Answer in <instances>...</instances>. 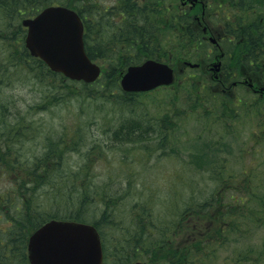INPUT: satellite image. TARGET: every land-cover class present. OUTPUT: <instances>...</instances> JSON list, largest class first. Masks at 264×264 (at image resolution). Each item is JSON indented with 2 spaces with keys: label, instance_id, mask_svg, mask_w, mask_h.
<instances>
[{
  "label": "rangeland",
  "instance_id": "374dc122",
  "mask_svg": "<svg viewBox=\"0 0 264 264\" xmlns=\"http://www.w3.org/2000/svg\"><path fill=\"white\" fill-rule=\"evenodd\" d=\"M229 1L227 15L231 22L233 16H236L234 26L237 28L236 32H240L235 42L239 38L241 45L246 44V49H252L246 35L252 29L249 38L252 35L257 40L261 36L258 44L264 47V0ZM130 2L139 4L136 20L125 17L128 16V12H125L127 9L121 7L123 4L126 7L125 0H52L45 4L61 3L82 9L89 22L91 21L92 34L112 35L117 31L121 32L125 27L117 29V25L124 22L142 25L139 20L144 19L143 17L150 26L151 22H160L154 33L158 44L164 49L160 52L161 55L154 58L173 67L176 79L171 86L160 87L145 94L138 93L129 102V106L124 100L119 99L118 102L110 91L106 96L98 98L94 94L80 91L78 86L69 91V97L68 94L63 96V92L46 85L41 86L33 80L27 81V74L14 71L11 60L19 46L15 36L10 39L0 32V101L8 103L7 109L0 108V122L3 123H0V130L8 132L12 124L22 122L24 128L19 136L20 142L12 141V146L9 147L20 155L21 159L18 161L23 163L20 164L21 171H27L25 166L30 162L25 160L42 149L40 145H43L47 136L55 138L62 128L70 129L77 124V139L73 150L64 156L63 165L70 167L78 164L83 159L84 152L94 146L93 154L91 153L96 174L92 180L93 186L102 184L99 182H107L114 192L118 184L122 183L125 187L120 196L122 203L117 196H114L116 199L113 196L110 199L111 204L116 206L117 218L120 220L113 222L114 227L123 232L126 228L136 226L133 219L135 214L145 213V217L148 216L143 208L145 203L151 207L148 210L153 212L152 215L157 217L156 222L164 225L167 221L176 219L177 208L180 210L183 205H196L212 195L216 198L225 196L221 184L229 182L224 179L227 175L230 176V181L237 182L238 187L249 185V190L237 192V195L244 197L242 201L234 202L228 197L235 194L234 191L227 194V199L232 202L233 212L230 216L236 222L235 230L225 242L217 243L216 246L210 244L209 248L195 252L191 257L192 262L188 264H264V94H253L245 83L231 85L237 79H249L255 86L264 85V50L254 55L256 63L253 70H247L244 66L245 60L249 61L253 57L250 54L243 60H224L223 69L217 73V78L212 79L209 65L215 60L218 49L213 48L214 45L210 43V52L192 49L198 42V36L202 37V34H190L177 17L173 18L174 14H180V0H160L159 5L152 3V0ZM114 4L122 5L113 6ZM107 5L113 6V12L103 11ZM83 6H91L92 12H87ZM119 7L122 11L125 10L122 15ZM214 7L217 8L215 4L212 8ZM4 17L5 15H0V25L3 24ZM99 17L103 18L100 23L102 26L99 32L94 33L98 29L96 18ZM193 25L195 26V21ZM211 25L217 29V23L212 21ZM146 27L149 29L148 25ZM181 39L184 46L180 44ZM237 52L236 49L235 54ZM96 62L108 71L105 60L97 58ZM186 62L200 65L192 68ZM2 66H5L4 71ZM227 71L229 78L224 77L227 76ZM187 74H193V77H188ZM193 80L195 85H191ZM46 92L47 97L49 93L59 95L46 101L42 95ZM222 100L226 105L221 103ZM222 108L224 112L221 115L219 110ZM229 112L232 117L227 115ZM131 117L141 118L146 125L152 123L154 128L129 141L128 137L119 135L118 128H125L122 123L124 120H131ZM0 172V195L1 192L10 191L9 201L3 207L6 216L0 217V229L3 230L0 231V245L6 248V253L9 248L15 251L14 245H17V237L23 229L21 232L22 226L12 223V217H16L13 213L16 179L12 174L16 170L13 171L7 165V169ZM124 177L133 178V182L127 183L128 179ZM245 180L248 181L247 184L243 183ZM49 184L50 182L44 183L36 191L38 195L45 190L44 196L37 197L33 203L39 204L40 210L47 209L54 199L51 197L53 193H48L51 192ZM220 203L222 204L219 201L211 202L208 211H217ZM119 209L121 213L117 212ZM21 214L27 217V210ZM169 224L167 228L173 223ZM157 235V232L144 235L143 246H150ZM117 255L122 256L118 250ZM137 258L149 260L155 257L146 254ZM164 260L168 258L161 256L158 264H164ZM8 261L9 264H18L15 258ZM108 264H112L110 260Z\"/></svg>",
  "mask_w": 264,
  "mask_h": 264
},
{
  "label": "trees",
  "instance_id": "16d2710c",
  "mask_svg": "<svg viewBox=\"0 0 264 264\" xmlns=\"http://www.w3.org/2000/svg\"><path fill=\"white\" fill-rule=\"evenodd\" d=\"M50 1L52 0H0V15H5L3 24L0 25V32L3 33L1 35L6 34L10 39L15 36V41L19 46L18 52L11 60L14 71L27 74V81L33 80L34 83L39 82L41 86L46 85L49 88L63 92V96L68 94L67 97H69V91L78 86L77 88L80 91L94 94L98 98L106 96L108 91H110L111 95H114L118 99H116L118 102L121 99L128 102L127 105H129V102L138 93L121 90L118 82L120 73L129 64L138 63L146 57L154 58L161 55L160 52L164 48L158 44L157 35L154 33L160 22L158 24L151 22L150 26L149 22L143 17L144 19L139 20V22L142 21V25H139V28L136 23H119L117 29H122V27H125V29L111 35L92 34L90 22L88 21L83 37L86 52L92 59L102 58L105 60L108 71H105L104 67H102L103 71L100 77L92 83H84L82 81L70 80L60 73L50 70L41 59L32 56L24 46L25 29L21 25V19L37 13L40 9L47 6L45 3ZM63 1L65 2V0ZM121 1L123 2V0ZM125 1L127 2V5L125 4L126 7H124V4L120 6L127 9L129 18L136 20L138 18L137 12L133 9L137 7L135 6L136 3H131V0ZM156 1L158 0H152V3ZM178 19L180 23H183V16H179ZM102 21V17L96 18V27L98 29L94 33L100 31L102 26L100 23ZM146 25H148L149 29H147ZM261 39V36L256 40L250 35L247 41L252 45V49H246V44L241 45L230 38L229 41L231 42L226 60L236 61L240 58L243 60L244 57L252 54L254 45L258 48V50H255V54H258L260 51H263V45L258 44V41ZM180 44L184 46L183 39L180 40ZM192 49L198 52H205L208 51V44L198 36V42ZM236 49L238 50L237 54H235ZM255 54H252L253 58L256 57L254 56ZM254 65L245 60L244 66L247 70L253 69L251 67ZM4 68L2 66V71H4ZM186 76L193 77V74H187ZM193 81L191 85H195V80ZM145 93L140 92L139 94ZM42 95L45 96L46 101H51L59 94L49 93V97H47L46 92ZM221 103L226 105L223 100ZM0 108L7 109L8 103L0 101ZM223 112L224 108L219 110L221 115ZM227 115L232 117L230 112ZM141 120V118L124 120L122 125L125 124V128L123 126H121L122 128H118L119 135L124 138L128 137L129 141H131L143 134L144 131L154 128L152 123L146 125ZM0 123L3 124L2 122ZM21 123L18 121L12 124L8 132L0 130V171L6 170L7 165L13 171L16 170L12 174L16 179L13 195V213L16 214V217H12V223L16 222L17 226H22L21 232L23 229V232L17 237V245H14L15 251L9 248L5 253L6 248L4 249L0 245V264H3V262L9 264L8 259L10 258H15L18 264H28L25 251L27 236L41 223L50 218L72 219L92 223L99 231L107 264L108 260L112 264H123L146 254L155 257L147 260L150 264H158L160 262L158 258L161 256L168 258V260H164V264H188V262H192L193 258L191 257L195 252L209 248L210 244L216 246L217 243L225 242L228 235L235 230L236 222L230 216L233 212L232 202L227 199V194L234 191L235 194L228 197L234 202L242 201L244 197L237 195V192L242 193L244 190H249V185L238 187L236 185L237 182L230 181L231 179L228 175L224 179L229 182L221 184V189L224 191L225 196L216 198V196L212 195L207 200L196 203V205L189 204L187 207L183 205L182 209L179 210L177 208L176 219L169 220L164 225L156 222L157 217L152 215L153 212L148 210L151 207L145 203L143 208L146 209L149 217H145V213L141 215L135 214L133 219L136 226L133 225L132 228H126L124 232L122 229L117 230L112 223L120 222V220L117 218L116 206L111 204L110 199H112V196L113 198L117 196L120 203H122L123 200H120V196L124 193L125 187L122 186V183L118 184L114 192L108 187L107 182H99L102 184L93 186L94 182L92 180L96 174L93 170L95 166L91 159V153L93 154L94 146H90L84 152L83 159L78 164L70 167L63 165V157L68 151L73 150L72 147H74V141L77 139L79 126L75 124L70 129L62 128L55 138L47 136L46 140L44 139L43 145H40L42 149L35 154L33 153L29 159L25 160L30 162L25 166L27 171H21L20 164L23 165V163L18 161V159H21L19 158L20 155L15 153L16 151L13 152L12 148H10L12 141L17 142L20 140L19 136H21V130L24 128ZM40 153L43 154L42 157ZM100 153L101 151H99ZM124 178L128 179L127 183L133 182V178ZM48 181L50 182L48 188L51 192H47L53 193L51 197L54 199L47 209L40 210L39 204L33 203L38 196H44L45 190L43 189L42 193L40 192L38 195H36V191ZM118 181L119 179L117 178L116 183ZM243 183L247 184L248 181L245 180ZM1 193L0 217L1 215L6 216L3 207L9 201L8 196L10 195V191L7 190ZM218 201L222 202V204L220 203V206H217V211H208L209 204L211 202L217 203ZM39 203L41 204V202ZM134 205L135 203L132 204L133 208L135 207ZM26 210L27 217H23L21 213L26 212ZM117 212L121 213V209ZM169 222L173 224L170 228H167L170 225ZM0 231L3 230L0 229ZM155 232L159 234L155 241L150 246L144 247L142 244L144 235ZM117 250L122 255L121 257L117 255Z\"/></svg>",
  "mask_w": 264,
  "mask_h": 264
},
{
  "label": "water",
  "instance_id": "95a60500",
  "mask_svg": "<svg viewBox=\"0 0 264 264\" xmlns=\"http://www.w3.org/2000/svg\"><path fill=\"white\" fill-rule=\"evenodd\" d=\"M25 46L52 70L72 79L91 82L100 67L87 55L83 25L78 15L62 6H48L25 18ZM173 80L165 62L146 59L129 65L120 78L126 91H141ZM30 264H101L102 250L97 229L89 223L50 219L32 232L28 240ZM130 264H146L142 261Z\"/></svg>",
  "mask_w": 264,
  "mask_h": 264
},
{
  "label": "flooded vegetation",
  "instance_id": "af4514ba",
  "mask_svg": "<svg viewBox=\"0 0 264 264\" xmlns=\"http://www.w3.org/2000/svg\"><path fill=\"white\" fill-rule=\"evenodd\" d=\"M160 0L156 1L154 4L155 5H159L158 2ZM212 3H211V2ZM237 2H239V0H236ZM229 0H180V14L179 15H175L174 14V19L175 17H177L176 19H178L179 16H183V25L185 26L186 29H188L190 34H204L205 37H210V36H215V34H217L216 37V41L218 44V53L215 56V60L218 62V68L220 69V71L223 69V61L226 60V55L228 54V49H229V44L231 41L230 38L232 39H236V36H239L238 33L240 34V32L238 31V33L236 32L237 28L234 26V21H237L236 16H233V20L231 22V20L229 19L228 15H227V8L229 7ZM117 3V2H116ZM137 7L133 8L137 13H139V4L138 2L136 3ZM216 5L217 8H212L213 5ZM122 4L119 5H113V6H120ZM113 6H105L103 8L104 12H113L114 8ZM85 8V10L87 12L91 11V6L86 7L83 6ZM115 9H118L117 7ZM119 9H121L119 11L120 15H122L123 11L122 8L119 7ZM75 10L81 14L82 19L83 20H88L87 16L82 12V9L80 8H75ZM125 11V10H124ZM217 11V12H216ZM97 12V11H96ZM127 12V11H125ZM178 14V13H177ZM88 15V14H87ZM124 17V16H122ZM126 17V16H125ZM179 20V19H178ZM195 21V26L193 25V22ZM215 22L217 23V29H214L213 26L211 25V22ZM197 25V27H196ZM138 28H139V23L137 24ZM249 28V27H248ZM231 29V31H230ZM239 30V28H238ZM196 31V32H195ZM195 32V33H194ZM252 32V29H249V33L246 34L247 35V39L249 38V34ZM231 33V34H230ZM224 41V46H222V44L220 43V41ZM236 42H239V38ZM252 46V45H251ZM254 51L252 52V54L256 53V46L254 45ZM262 50H264V47L262 48ZM214 60V61H215ZM214 62H210L209 65V69H212V65ZM250 64L255 63L254 58L252 57L249 60ZM255 66V65H254ZM252 66V67H254ZM251 67V68H252ZM246 70V69H245ZM253 70V69H252ZM227 76H224L225 78H229V72L227 71ZM243 80H247L246 84L248 83L249 79H243ZM242 79H237L235 80V84H240V83H244ZM223 85V83H222ZM262 95V94H260Z\"/></svg>",
  "mask_w": 264,
  "mask_h": 264
},
{
  "label": "bare ground",
  "instance_id": "6f19581e",
  "mask_svg": "<svg viewBox=\"0 0 264 264\" xmlns=\"http://www.w3.org/2000/svg\"><path fill=\"white\" fill-rule=\"evenodd\" d=\"M11 2V1H10ZM130 10V9H129ZM124 11V10H123ZM98 12V11H97ZM129 14V13H128ZM95 15V14H94ZM128 18H129V16H128ZM113 20V19H112ZM95 23V22H94ZM124 24V23H123ZM91 26V25H90ZM140 27V26H139ZM230 31H231V29H230ZM126 32V31H125ZM231 34V33H230ZM95 42V41H94ZM96 44V43H95ZM92 45V44H91ZM6 53V52H5ZM103 53V52H102ZM107 53V52H106ZM9 64V63H8ZM21 81V80H20ZM23 96V95H22ZM33 96V95H32ZM96 96V95H95ZM39 97V96H38ZM14 100V99H13ZM16 103V102H15ZM120 104V103H119ZM129 106V105H128ZM139 111V110H138ZM123 112V111H122ZM124 112H126V111H124ZM129 113V112H128ZM32 114V113H31ZM126 116V115H125ZM48 117V116H47ZM132 118V117H131ZM49 120V119H48ZM145 120V119H144ZM142 121V120H141ZM16 122V121H15ZM18 122V121H17ZM34 123V122H33ZM93 124V123H92ZM9 126V125H8ZM110 126V125H109ZM84 127V126H83ZM96 127V126H95ZM11 129V128H10ZM82 130V129H81ZM82 134V133H81ZM46 135V134H45ZM44 135V136H45ZM86 135V134H85ZM106 135V134H105ZM19 136V135H18ZM88 137V136H87ZM81 138V137H80ZM103 138V137H102ZM22 139V138H21ZM46 140V139H45ZM20 142V141H19ZM59 143V142H58ZM45 144V143H44ZM88 145V144H87ZM86 145V146H87ZM14 149V148H13ZM65 149V148H64ZM68 150V149H67ZM18 152V151H17ZM22 152V151H21ZM54 152V151H53ZM13 153V152H12ZM16 153V152H15ZM25 153V152H24ZM22 154V153H21ZM35 154V153H34ZM78 154V153H77ZM76 154V155H77ZM126 154H128V153H126ZM124 157V156H123ZM19 158H21V157H19ZM63 158H65V157H63ZM69 159V158H68ZM74 161V160H73ZM54 174V173H53ZM49 182V181H48ZM90 186H91V184H90ZM69 188V187H68ZM42 193V192H41ZM39 197V196H38ZM35 203V202H34ZM116 214V213H115ZM110 217V216H109ZM103 221V220H102ZM112 221V220H111ZM113 224V223H112ZM100 226V225H99ZM103 226H104V224H103ZM103 228V227H102ZM106 230V229H105ZM15 235V234H14Z\"/></svg>",
  "mask_w": 264,
  "mask_h": 264
}]
</instances>
